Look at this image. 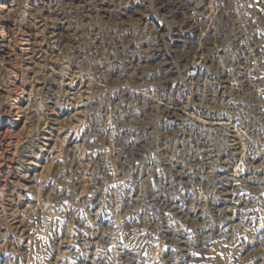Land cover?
Returning a JSON list of instances; mask_svg holds the SVG:
<instances>
[{
	"label": "rangeland",
	"instance_id": "obj_1",
	"mask_svg": "<svg viewBox=\"0 0 264 264\" xmlns=\"http://www.w3.org/2000/svg\"><path fill=\"white\" fill-rule=\"evenodd\" d=\"M262 113L264 0H0V264H264Z\"/></svg>",
	"mask_w": 264,
	"mask_h": 264
},
{
	"label": "bare ground",
	"instance_id": "obj_2",
	"mask_svg": "<svg viewBox=\"0 0 264 264\" xmlns=\"http://www.w3.org/2000/svg\"><path fill=\"white\" fill-rule=\"evenodd\" d=\"M247 23V22H246ZM249 25V24H248ZM254 25V24H253ZM238 27V26H237ZM147 31V30H146ZM253 32V31H252ZM249 33V32H248ZM251 34V33H250ZM156 42V41H155ZM241 47V46H240ZM242 50V49H241ZM241 55V54H240ZM252 55V54H251ZM239 60V59H238ZM129 63H130V61H129ZM220 67V66H219ZM132 68V67H131ZM254 68V67H253ZM258 68V67H257ZM242 69V68H241ZM247 69V68H246ZM129 70V69H128ZM139 70V69H138ZM199 70V68H196L194 71H193V75H195V74H197V71ZM245 70V69H244ZM254 70V69H253ZM247 71H248V69H247ZM222 73V72H221ZM248 73H249V71H248ZM231 74V73H230ZM232 76V75H231ZM243 76V75H242ZM239 77V76H238ZM228 78V77H227ZM248 78V77H247ZM230 80H231V82L232 81H235L236 82V80L237 79H234L233 80V78H230ZM253 80V79H252ZM228 84H230V82H227ZM232 83H234V82H232ZM231 83V84H232ZM249 84V83H248ZM245 86V85H244ZM241 87L242 86H240L238 83H235V84H232V91H235V92H238V91H240L241 90ZM253 87V86H252ZM179 94V93H178ZM222 95V94H221ZM253 98V97H252ZM248 99V98H247ZM253 100V99H252ZM254 101V100H253ZM227 105V104H226ZM202 106V105H201ZM158 107V106H157ZM198 107V106H197ZM201 108V107H200ZM205 108V107H204ZM227 108V107H226ZM171 109V108H170ZM232 109V108H231ZM222 110V109H221ZM224 110V109H223ZM159 111V110H158ZM212 112V111H211ZM218 112V111H217ZM233 112V111H232ZM262 112V111H261ZM227 113V112H226ZM176 114V113H175ZM177 115V114H176ZM223 115H226V114H223ZM233 115V114H232ZM248 115V114H247ZM262 115V119H264V113H262L261 114ZM194 117V116H193ZM178 118V117H177ZM231 118V117H230ZM242 118H244L243 116H241V118H239V119H242ZM261 118V117H260ZM238 119V120H239ZM250 119V118H249ZM239 123V122H238ZM237 123V124H238ZM200 124V126H201V135H200V139L203 141V144H204V147H206L208 144H209V150H206L205 152H202V153H205V154H207V156L210 158V159H214L215 157L217 158V157H219V153L217 152V150L213 147V145H211L210 144V132H214V131H221V130H223L224 128H227V127H225L226 125H225V123H223V122H218L217 124H215V123H209V122H207V121H203V122H200L199 123ZM236 124V125H237ZM235 125V126H236ZM246 125V124H245ZM190 126V125H189ZM239 126V125H238ZM137 128V127H136ZM111 129V128H110ZM187 129V128H186ZM170 131V130H169ZM243 131V130H242ZM230 132V131H229ZM234 132H235V130H234ZM250 133V132H249ZM234 134V133H233ZM242 134H244V133H242ZM254 134V133H253ZM235 135H236V133H235ZM35 136V135H34ZM166 136V135H165ZM228 138H230L231 139V143H233L232 144V148H231V150H230V154L233 156L234 155V153L233 152H236L237 150H241V148L245 145V144H243L242 142H243V140H241L240 138L241 137H239V135H238V137L236 138L234 135H233V137L231 136H228ZM261 138V137H260ZM246 139V138H245ZM250 139V138H249ZM248 139V140H249ZM262 139V138H261ZM257 140V139H256ZM247 142V141H246ZM250 142H252V141H250ZM219 143V142H218ZM249 143V142H248ZM253 143V142H252ZM257 143V142H256ZM213 144V143H212ZM247 144V143H246ZM196 145V144H195ZM201 145V144H200ZM199 145V146H200ZM253 145V144H252ZM263 145V144H262ZM220 146V145H219ZM229 146V145H228ZM257 146H259V144L257 145ZM189 147H190V145H189ZM217 147V146H216ZM39 148V147H38ZM221 148V147H220ZM244 148V147H243ZM249 151H253L254 149H253V147L252 146H250L249 145ZM256 148V147H255ZM207 149V148H206ZM243 150V149H242ZM256 150V149H255ZM185 151V150H184ZM203 151V150H202ZM242 152V151H241ZM241 152H240V154H241ZM259 152V151H258ZM261 152V151H260ZM221 153V152H220ZM250 153V152H249ZM256 153V152H255ZM187 155V154H186ZM195 155V154H194ZM193 155V156H194ZM237 155V154H236ZM244 155V154H243ZM248 157V156H247ZM249 157H251V156H249ZM254 157V156H253ZM264 157V156H263ZM192 158H194V157H192ZM241 158V157H240ZM186 159V158H185ZM201 159V158H200ZM206 161V160H205ZM224 161V160H223ZM240 161V160H239ZM214 162V161H213ZM221 162V161H220ZM226 162H227V160H226ZM211 163V162H210ZM224 163V162H223ZM222 164V163H221ZM240 164V163H239ZM239 164H238V166H239ZM241 164H243V162L241 161ZM249 164V163H248ZM203 165H204V163H203ZM226 166V165H225ZM247 167V166H246ZM245 167V168H246ZM209 168V167H208ZM212 168V167H211ZM244 168V167H243ZM242 168V169H243ZM259 168V166H256L255 164H253V163H251L250 164V169H253V170H255L256 171V169H258ZM236 169H238V168H236ZM191 170V169H190ZM244 170V169H243ZM249 170V169H248ZM223 171V170H222ZM242 171V170H241ZM196 172V171H195ZM234 172V171H233ZM252 173V172H251ZM227 174V173H226ZM228 175V174H227ZM236 175V174H235ZM235 175H233V176H235ZM242 175V174H241ZM251 175V174H250ZM256 175V174H255ZM219 175L217 174V173H215V172H208V173H206V177L207 178H213V179H215L216 177H218ZM258 176V175H257ZM178 177V176H177ZM200 177V176H199ZM232 177V176H231ZM240 177V176H239ZM263 177V176H262ZM186 178V177H185ZM170 179V178H169ZM228 179H231V178H228ZM259 179V178H258ZM208 180V179H207ZM211 180V179H210ZM264 180V179H263ZM233 181V180H232ZM234 182L235 183H237V185L239 184V185H241V184H243L244 183V180H241V178H239V179H237V180H234ZM243 182V183H242ZM247 182V181H246ZM172 183V182H171ZM212 183V182H211ZM234 183V184H235ZM250 183V182H249ZM212 185V184H211ZM206 186V185H205ZM235 186V188L237 187L236 185H234ZM171 187V186H170ZM218 187V186H217ZM245 187V186H244ZM247 188V187H246ZM205 190V189H204ZM241 190V189H240ZM208 191V190H207ZM243 191V190H242ZM229 192V191H228ZM203 193V192H202ZM230 193V192H229ZM237 193H238V191H237ZM241 193V192H240ZM219 194H221V193H219ZM224 194V193H223ZM235 194V193H234ZM234 194L231 196V199H232V201L229 203H226V204H221V203H219V202H215V206H216V208H224V209H227L228 211H231V212H234V213H236L237 211H241V208H240V201H241V197H234ZM182 195V194H181ZM247 195V194H246ZM196 196V195H195ZM184 197V196H183ZM202 197V196H201ZM205 197V196H204ZM203 197V198H204ZM208 197V196H207ZM164 198H165V196H164ZM171 198V197H170ZM193 198V197H192ZM202 198V199H203ZM243 198V197H242ZM246 199V198H245ZM173 200V199H172ZM187 200V199H186ZM185 200V201H186ZM132 202V201H131ZM169 202H170V200H169ZM200 202V201H199ZM214 202V201H213ZM125 204H127V203H125ZM199 204V203H198ZM263 204V203H262ZM162 205V204H161ZM261 205V204H260ZM128 206V205H127ZM129 207V206H128ZM245 207V206H244ZM243 208V207H242ZM117 210V209H116ZM127 210V209H126ZM169 210V209H168ZM197 210V209H196ZM181 211V210H180ZM221 211V210H220ZM117 212V211H116ZM173 212V211H172ZM189 213V212H188ZM196 213V212H195ZM212 213V212H211ZM220 213V212H219ZM221 213H222V211H221ZM225 213V212H224ZM230 213V212H229ZM119 214V213H118ZM218 215H221V214H218ZM182 216V215H181ZM122 217V216H121ZM120 217V218H121ZM116 218V217H115ZM118 218V217H117ZM123 218V217H122ZM197 218H198V216H197ZM106 219V218H105ZM124 219V218H123ZM226 219V218H225ZM228 219V218H227ZM229 220V219H228ZM227 220V221H228ZM232 220V219H231ZM230 220V221H231ZM118 221H120V220H118ZM229 221V222H230ZM193 222V221H192ZM226 223V222H225ZM111 227V226H110ZM109 228V227H108ZM254 229V228H253ZM223 230H225V229H223ZM115 232V231H114ZM220 232H222V231H220ZM219 233V232H218ZM225 233V232H224ZM220 235V234H219ZM226 235V234H225ZM197 239V238H196ZM181 242V241H180ZM86 244V243H85ZM87 244H88V242H87ZM87 247V246H86ZM70 252V251H69Z\"/></svg>",
	"mask_w": 264,
	"mask_h": 264
}]
</instances>
